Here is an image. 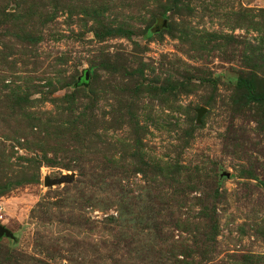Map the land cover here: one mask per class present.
<instances>
[{
	"label": "rangeland",
	"instance_id": "374dc122",
	"mask_svg": "<svg viewBox=\"0 0 264 264\" xmlns=\"http://www.w3.org/2000/svg\"><path fill=\"white\" fill-rule=\"evenodd\" d=\"M253 95L264 0H0V264H264Z\"/></svg>",
	"mask_w": 264,
	"mask_h": 264
},
{
	"label": "water",
	"instance_id": "95a60500",
	"mask_svg": "<svg viewBox=\"0 0 264 264\" xmlns=\"http://www.w3.org/2000/svg\"><path fill=\"white\" fill-rule=\"evenodd\" d=\"M85 78L87 79V75H86ZM203 113H204V109H200V110L198 111V113H197V118L199 119ZM45 185H46V186H51L52 183H49V181L46 179V180H45ZM2 236L9 237V238L12 237L11 234L9 233V231H7L4 227H2V226L0 225V237H2Z\"/></svg>",
	"mask_w": 264,
	"mask_h": 264
},
{
	"label": "trees",
	"instance_id": "16d2710c",
	"mask_svg": "<svg viewBox=\"0 0 264 264\" xmlns=\"http://www.w3.org/2000/svg\"><path fill=\"white\" fill-rule=\"evenodd\" d=\"M252 99L255 101H261V100H264V97L253 95Z\"/></svg>",
	"mask_w": 264,
	"mask_h": 264
}]
</instances>
